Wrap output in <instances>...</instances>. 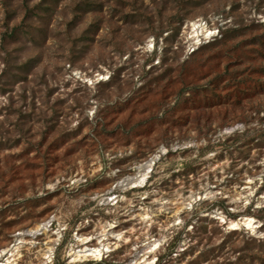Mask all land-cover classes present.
<instances>
[{
	"label": "rangeland",
	"instance_id": "374dc122",
	"mask_svg": "<svg viewBox=\"0 0 264 264\" xmlns=\"http://www.w3.org/2000/svg\"><path fill=\"white\" fill-rule=\"evenodd\" d=\"M209 16L222 37L186 54L182 25ZM162 147L108 213L98 196ZM114 218L132 241L98 264H125L146 236L165 237L157 264H264V0H0V249L50 221L68 264L78 226ZM25 238L19 264L37 262L49 238Z\"/></svg>",
	"mask_w": 264,
	"mask_h": 264
},
{
	"label": "bare ground",
	"instance_id": "6f19581e",
	"mask_svg": "<svg viewBox=\"0 0 264 264\" xmlns=\"http://www.w3.org/2000/svg\"><path fill=\"white\" fill-rule=\"evenodd\" d=\"M150 43V42H149ZM152 45H150V49ZM157 154V155H155ZM148 160L143 163H140L137 168V175L135 177H127L124 178L122 182L119 183V186L122 189H126L131 187L143 186L146 183L147 178L149 177V173L152 172L154 166L160 160L161 156L167 154L166 148L162 147L159 153H155ZM131 176V175H130ZM133 176V175H132ZM214 193L208 190L204 198L209 197L212 198ZM191 197V201L187 202V204L192 205L195 201L193 196ZM197 197V196H196ZM202 197V196H200ZM198 200L199 197H197ZM183 203V202H180ZM164 204V203H162ZM164 207V205H161ZM179 207V206H178ZM165 210V209H164ZM178 209L176 210V212ZM142 221H144V228L142 234H146L148 232L147 221L152 220V216L148 211H144V214H141ZM222 218V221L225 222L230 230H239L245 228L253 233H258V229L261 227V222L252 216H242L237 219L225 218L224 216H219ZM50 221L35 224L33 228H30L26 232L22 233L19 236H14V242L9 246L0 249V264H19L21 259L23 258V248H30L34 246L33 244H29L34 241H27L25 238L26 235H30L35 237L38 234L44 233L49 238V241L46 242V247L40 249L41 254L37 262H29V264H54L53 258L55 257V241H57L54 236L52 237L50 232ZM101 226L103 229L99 232L97 231L95 234L83 236L81 234H76L72 236V242L69 243L66 248V254L72 255L73 262L80 263L83 259L92 258L94 261L103 260L105 254L112 252L122 246V244L131 243L132 238L129 236V233L134 232V228L131 227L129 230H113L114 225H111L106 230L105 223ZM126 233V234H125ZM54 234H57L58 239L61 236V230H56ZM139 237H136V239ZM128 242H123L127 241ZM35 243V242H34ZM162 241L160 239H152L150 236H147L146 241L143 244H133L131 246V251L136 250L134 253V260L132 264H154V257L156 255V250L161 247ZM80 246L79 250L75 248ZM142 246V248L140 247ZM65 254V256H66ZM80 260V261H79Z\"/></svg>",
	"mask_w": 264,
	"mask_h": 264
},
{
	"label": "built area",
	"instance_id": "2783aa9c",
	"mask_svg": "<svg viewBox=\"0 0 264 264\" xmlns=\"http://www.w3.org/2000/svg\"><path fill=\"white\" fill-rule=\"evenodd\" d=\"M225 23H227L226 19L223 18L222 16H209L207 18H195L193 20L186 21L182 25L181 32L179 34L180 44L183 48V51L186 54L190 55L193 52H195L196 50H198L200 48V46L221 38ZM151 42H152V44H151L152 48L150 51L152 52L155 50V46H157V45H156V42L154 39H152ZM73 75L76 76L77 74H73ZM79 75H80V73L78 74V78L81 79V76H79ZM152 174H153V170H152V172L149 173V177L147 178L146 183L141 187L140 186H137V187H131L130 186L129 188L122 189L119 186V183L122 182L123 180L116 181L115 184L113 185V187L107 193L98 196V199H99L98 201H99L100 205L105 206L108 213L109 212L115 213L117 211V208H122L124 206V202L126 203V201L123 200V198H125L123 193H125L127 190L145 187L147 185L148 181L151 179ZM95 197H94V199H95ZM192 205L189 204V206H192ZM144 211H148L149 214L152 216V220L147 221V223H146L147 226H151L152 222H153L154 213H152L148 209L143 210V212ZM140 218L142 220L141 214H140ZM118 223H120V222H118L115 218L113 220H111L110 222L109 221L105 222L106 230H109L108 228L111 225H114L113 230H116L120 226ZM140 223L141 222H138V224H140ZM64 225H65L64 226V236H65V234H67V232L69 230L68 229L69 223L64 220ZM147 228H149V227H147ZM21 234L22 233H18L17 235H21ZM76 234H81L83 236L92 235V234L85 235L84 233H82V230L79 226H78L77 230L72 234V236L76 235ZM146 238H147V236H146ZM151 238L152 239H159V238H154V237H151ZM71 240H72V237H71ZM160 240L162 241V245H161V247H162L163 243L165 241V237H163ZM140 247L142 248V246H140ZM161 247L158 248L156 251V255L154 257V259H155L154 264H157L159 262V256H157V253L161 249ZM75 249L79 250L80 246L76 247ZM116 250H113L112 252L105 254L104 259L103 260L101 259L99 261H94L92 258H86V259H83L80 263H76V262L71 261L72 255H70V254L67 255L66 252H65V254H66L65 257L67 259L68 264H88V263L89 264H95V263L98 264V263H101L102 261H104L105 259H107L110 256V254L115 252ZM135 252H136V250L132 251L131 258H129L128 262H126L125 264H132L133 263L131 261L134 260L133 255Z\"/></svg>",
	"mask_w": 264,
	"mask_h": 264
}]
</instances>
